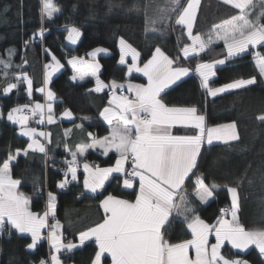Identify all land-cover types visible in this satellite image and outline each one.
I'll use <instances>...</instances> for the list:
<instances>
[{
  "label": "snow or ice",
  "instance_id": "obj_1",
  "mask_svg": "<svg viewBox=\"0 0 264 264\" xmlns=\"http://www.w3.org/2000/svg\"><path fill=\"white\" fill-rule=\"evenodd\" d=\"M221 2L233 9L234 14L214 24L207 36L194 33L201 0H166L155 18H147L152 25L174 20L175 25L184 30L190 43L179 48L176 56L156 46L150 58L141 61L140 52L123 37L119 39V64L127 66L129 76L134 72L142 74L146 78L145 83H120L116 80L105 83L101 80L99 72L102 66L96 57L107 53L106 48L97 47L87 52L90 59L72 56L67 60L74 73L71 79L95 78L96 86L89 92L109 89L107 105L99 115L107 122L110 131L104 137L86 133L90 142L75 145V151L64 144L71 159L64 161L66 167L60 169L64 179L57 182V187L63 189L67 184L78 181L79 158L89 149H101L103 156L115 154L114 164L100 167L83 163V188L97 193L110 179H117L122 181L124 190H131L134 195L132 200L111 193L104 196L99 201L103 211L101 221L80 230L72 240L64 235L63 225L56 217L55 193L48 191L44 211L34 212L30 208V197L19 191L21 180L13 177L14 161L30 152L43 154L47 167L50 133L29 127V122L35 119L37 124L55 123L52 102L56 94L48 85L52 75L64 65L54 54L51 55L52 63L44 65L43 86L35 89L45 94V103H33V80L24 70L27 60L22 58L20 64L13 65L11 58L16 50H7L8 59L0 58L2 75L6 80L0 94L8 95L13 90L18 92L20 86L25 85L29 102L11 108L6 116L0 109V120L6 118L13 125H18L20 135L27 137L28 141L25 147L14 151L9 147L7 155L0 158V235L5 231L9 238L14 231L28 234L31 239L25 245L28 250H35L41 241H46L48 258H41L39 264H65L61 254L71 252L88 241L95 245L91 264H102L106 256L111 258V264H250L238 253L225 255L222 249L229 245L239 252L254 246L264 264V228L249 229L241 223L238 215L241 207L239 185L217 184L199 171L198 159L205 143L239 141L236 122L208 126L206 115L201 114L196 106H169L163 98L167 94L166 89L190 72L199 77L200 88L211 97L254 85L258 79L264 83V51L259 50L264 49V0ZM40 4L41 26L29 40L24 41L25 48L37 38L42 42L48 30L44 27L45 21H53L61 11L54 0H40ZM7 10L5 7L4 11ZM64 28L66 39L76 44L82 35L80 28L73 24H65ZM152 31L156 28L153 27ZM219 42L223 43L222 58L197 62L194 69L181 63V60L198 57ZM44 51L51 53L50 49ZM245 53L251 54L256 73L212 86L211 78L216 76V66ZM129 56L131 63L127 60ZM13 68L19 71H14L9 79L8 70ZM61 115L73 118L68 109ZM257 119L264 123V114ZM177 126L191 129L192 134H174L173 129ZM75 128L83 130V125L76 124ZM71 131L66 129L65 136H69ZM40 138L47 143L41 142ZM221 187L230 195V204L219 208L218 214L203 218L199 213L215 199ZM37 194L43 195V192L37 190ZM173 220L184 225V231L190 238L177 242L166 238L167 226ZM77 237L78 243L74 242ZM9 264L14 262L10 260Z\"/></svg>",
  "mask_w": 264,
  "mask_h": 264
},
{
  "label": "trees",
  "instance_id": "obj_2",
  "mask_svg": "<svg viewBox=\"0 0 264 264\" xmlns=\"http://www.w3.org/2000/svg\"><path fill=\"white\" fill-rule=\"evenodd\" d=\"M61 9L53 21H45V32L42 42L37 38L27 48L24 41L29 40L33 32L41 26L40 0H0V58L8 59V49H15L12 56L13 65L21 63L26 58L24 70L33 80L32 102L45 101L44 93L35 91L43 86L44 65L54 54L64 65L50 81L49 88L56 94L53 110L56 116L68 109L73 113L72 121H58L54 124L46 122L40 127L45 133H50L51 143L47 144L48 158L45 167L43 154L30 152L28 156H19L14 161L13 177L21 180L19 191L30 197V208L42 213L47 200V192L52 191L57 196L56 217L61 221L64 235L73 239L80 230L100 222L103 211L99 201L109 193L132 200L131 190H124L122 181L110 179L103 190L97 193H87L83 188V171L78 170V181H73L65 188L57 187V182L64 179L60 169L66 167L63 160L71 156L65 150L67 143L72 151L75 145L90 142L86 133L91 132L97 137L109 133V127L101 119L99 113L107 102V93H96L88 90L93 87V80L74 82L71 79L72 70L67 60L72 56H81L94 48L108 49L107 55L98 57L101 64L100 79L104 82L116 80L124 83L128 80L145 83L144 78L137 74L127 76L126 67L119 64V39L123 37L140 52V60L150 58L154 48L159 46L171 56H176L179 48L187 44L184 30L173 21H165L152 25L147 18H155L159 8L164 7L166 0H54ZM7 7V11H4ZM234 14V10L215 0H202L194 33L207 35L209 29L223 19ZM65 24H73L80 28L82 35L74 47L66 42ZM155 27L156 31H152ZM179 38V41H178ZM45 49L51 53L46 54ZM264 51V49H259ZM223 45L211 46L198 57L181 60L183 66L195 68L197 62L211 61L222 58ZM19 69H9V79L13 72ZM0 67V90L6 83ZM254 62L250 53L228 61L216 69V76L211 80L212 86H220L234 79L247 78L255 74ZM164 102L169 106H196L201 114L206 115L208 126L227 124L235 121L239 141L225 144L203 145L198 159L199 171L203 172L209 181L220 185L237 186L240 195L241 223L249 229L264 228V123L257 117L264 114V83L258 82L216 97L207 96L199 86V77L190 72L182 81L166 90ZM29 102L25 85L19 91L13 90L8 95L0 94V109L5 116L13 107ZM90 117V119H84ZM82 124L83 130L75 128ZM72 129L69 136L65 130ZM178 132V131H177ZM41 142L47 143L40 138ZM28 140L18 133L15 125L5 119L0 120V158L7 155L9 147L26 146ZM81 165L85 162L100 167L114 164L115 154L103 156L96 151L88 150L80 157ZM70 180V179H69ZM251 181V183H249ZM189 191L191 186L189 185ZM37 190L43 192L38 195ZM102 191V194H101ZM230 195L221 187L215 199L210 201L205 210L199 214L208 219L218 214V209L230 204ZM199 207V206H198ZM51 222V221H50ZM166 238L177 242L190 238L184 231V225L173 220L167 226ZM78 238V237H77ZM77 238L74 242L77 241ZM31 239L13 232L11 238L7 231L0 235V264H39L41 258H48L49 249L46 242L40 243L35 250H28L25 245ZM95 245L87 242L80 248L61 254L65 264H91ZM225 255L237 254L228 247L222 249ZM239 254V253H238ZM239 257L248 260L250 264H262L255 249H251Z\"/></svg>",
  "mask_w": 264,
  "mask_h": 264
},
{
  "label": "crops",
  "instance_id": "obj_3",
  "mask_svg": "<svg viewBox=\"0 0 264 264\" xmlns=\"http://www.w3.org/2000/svg\"><path fill=\"white\" fill-rule=\"evenodd\" d=\"M202 1V0H201ZM215 1H217V2H220V3H222L221 2V0H215ZM201 4V3H200ZM223 4V3H222ZM199 11V10H198ZM198 14V13H197ZM186 34V33H185ZM205 36H207V35H205ZM66 37H67V34H66ZM79 41V40H78ZM78 41H77V43H78ZM65 42H66V44L69 46V47H74V46H76V44H71L70 42H67L66 41V38H65ZM187 43H190V41L188 40V38H187ZM217 44H222L223 45V43L222 42H219V43H216V44H214V45H217ZM214 45H212V46H214ZM118 47H119V43H118ZM109 52H107V53H101V54H99L97 57H96V59H98V57L99 56H102V55H107ZM201 54H203V53H201ZM200 54V55H201ZM245 54H247V53H245ZM245 54H243V55H245ZM242 55V56H243ZM78 57H84L85 59H90L89 57H87L86 56V54H84V55H81V56H78ZM241 57V56H240ZM236 58H238V57H236ZM236 58H233V59H236ZM70 59V58H69ZM232 59V60H233ZM127 60H128V63H131V57L129 56V57H127ZM50 63L52 62L51 61V58H50V61H49ZM69 65V64H68ZM225 65V64H224ZM123 66H125L126 67V72H127V66L126 65H123ZM223 65H217L216 66V69H218V68H220V67H222ZM69 67L71 68V66L69 65ZM62 69V68H61ZM61 69L59 70V71H57V72H55L53 75H52V78L58 73V72H60L61 71ZM71 70H72V68H71ZM45 71H46V69H45ZM74 73H73V70H72V75H73ZM132 74H137V75H139V76H141L142 77V74H140V73H132ZM131 74V75H132ZM128 77H129V75H127ZM72 77V76H71ZM187 77V76H186ZM186 77H182L181 78V80H179V81H177V83H179L180 81H182L184 78H186ZM51 78V79H52ZM142 78H144V77H142ZM214 77H212L211 78V80L213 79ZM89 79H91V80H93V82H94V84H93V88L92 89H94L95 88V86H96V80H95V78L94 77H91V76H86L83 80H79V79H76V80H73L72 79V81H74V82H83V81H85V80H89ZM144 80H145V82H146V78H144ZM128 81H130V80H128ZM128 81H126V82H128ZM126 82H124V83H126ZM132 83H138V82H134V81H131ZM105 83H109V82H105ZM176 83V84H177ZM176 84H174V85H176ZM174 85H171L169 88H171L172 86H174ZM168 88V89H169ZM167 90V89H166ZM165 90V91H166ZM234 90H238V89H233V90H229V91H227V92H230V91H234ZM109 91V89H107V88H105L104 89V91H102V92H99V93H107ZM95 92V91H94ZM97 93V92H96ZM226 93V92H225ZM125 94H127V93H125ZM221 94H224V93H221ZM221 94H218V95H221ZM217 95V96H218ZM108 98H109V95H108V97H107V100H108ZM55 101V100H54ZM54 101H53V103H54ZM40 103H42V102H40ZM44 103H45V101H44ZM106 105H107V102H106ZM105 105V106H106ZM102 111V110H101ZM63 117V116H62ZM61 117V114L60 115H58V116H56L55 114H54V119H55V123L56 122H58V121H64V122H69V121H72V119H69V118H67V117H63L62 118ZM101 119L103 120V118L101 117ZM104 121V120H103ZM9 122V121H8ZM11 123V122H10ZM47 123V122H46ZM104 123H106L107 124V122L106 121H104ZM12 124V123H11ZM54 124V123H53ZM43 124H37L36 123V121H35V119H33V120H31L30 122H29V127H35V128H37L38 130H40V131H42L41 129H40V127L42 126ZM16 127H17V129H18V132H19V126L18 125H15ZM107 126L109 127V125L107 124ZM109 131H110V127H109ZM178 131V132H177ZM173 132H174V134H177V135H184V134H192V130L191 129H185V128H181V127H179V126H177L176 128H174L173 129ZM109 134V133H108ZM107 134V135H108ZM106 136V135H105ZM26 139L28 140V138L26 137ZM231 142H233V141H231ZM213 144H225L224 142H222V141H214L213 142ZM212 144V145H213ZM204 145H208V144H204ZM89 150H92V151H96L97 153H100L101 154V152H102V150L101 149H89ZM109 154H111V153H109ZM114 154V153H113ZM21 156H23V155H21ZM85 190V192H87V193H91L90 191H88V190H86V189H84ZM230 201H231V197H230ZM15 232V231H14ZM19 235H23V236H27V237H29L30 238V236L28 235V234H20V233H18ZM42 242H46V241H41L40 243H42ZM88 242H90V241H88ZM39 243V244H40ZM76 243H78V238H77V241H76ZM85 243H87V242H85ZM38 244V245H39ZM46 244H47V246H48V249H49V245H48V243L46 242ZM81 247V246H80ZM80 247H78V248H80ZM226 247H228L230 250H232L233 252H235V253H239V254H245L246 252H248L249 250H251V249H255V247L254 246H251L249 249H247V250H245L244 252H239V250H234V249H231V247H230V245L229 246H226ZM78 248H76V249H78ZM76 249H73L72 251H74V250H76ZM256 250V249H255ZM257 252H258V250H256ZM194 254V253H193ZM102 264H111V258L110 257H108V256H106V258H104L103 260H102Z\"/></svg>",
  "mask_w": 264,
  "mask_h": 264
},
{
  "label": "rangeland",
  "instance_id": "obj_4",
  "mask_svg": "<svg viewBox=\"0 0 264 264\" xmlns=\"http://www.w3.org/2000/svg\"><path fill=\"white\" fill-rule=\"evenodd\" d=\"M66 41H67V42H69L67 39H66ZM48 63H50V62H48ZM51 63H52V62H51ZM93 87H94V86H93ZM93 87H92V88H93ZM48 88H49V85H48ZM92 88H91V89H92ZM44 96H45V94H44ZM52 105H53V102H52ZM61 117H62V115H61ZM62 118H63V117H62ZM37 130H38V129H37ZM38 131H40V130H38ZM18 133H19V135H20V131H19ZM25 138H26V137H25ZM82 165H83V164H82ZM82 165H81V168H80V170H82V171H83V166H82ZM78 170H79V169H78ZM68 179H70V174H69V177H68Z\"/></svg>",
  "mask_w": 264,
  "mask_h": 264
},
{
  "label": "built area",
  "instance_id": "obj_5",
  "mask_svg": "<svg viewBox=\"0 0 264 264\" xmlns=\"http://www.w3.org/2000/svg\"><path fill=\"white\" fill-rule=\"evenodd\" d=\"M107 94L109 95V91L107 92ZM65 160H63V163H64Z\"/></svg>",
  "mask_w": 264,
  "mask_h": 264
}]
</instances>
